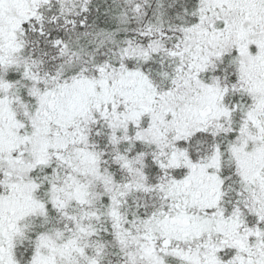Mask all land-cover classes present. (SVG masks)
<instances>
[{
	"label": "snow or ice",
	"instance_id": "1",
	"mask_svg": "<svg viewBox=\"0 0 264 264\" xmlns=\"http://www.w3.org/2000/svg\"><path fill=\"white\" fill-rule=\"evenodd\" d=\"M0 264H264V0H0Z\"/></svg>",
	"mask_w": 264,
	"mask_h": 264
}]
</instances>
